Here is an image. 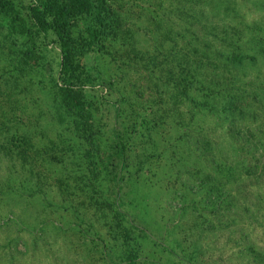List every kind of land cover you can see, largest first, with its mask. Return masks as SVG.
I'll return each mask as SVG.
<instances>
[{"label": "rangeland", "instance_id": "374dc122", "mask_svg": "<svg viewBox=\"0 0 264 264\" xmlns=\"http://www.w3.org/2000/svg\"><path fill=\"white\" fill-rule=\"evenodd\" d=\"M194 1L106 0L119 23L94 51L92 18L69 17L82 106L36 3L0 0V264H264V54L203 52L222 27L264 47V0Z\"/></svg>", "mask_w": 264, "mask_h": 264}, {"label": "trees", "instance_id": "16d2710c", "mask_svg": "<svg viewBox=\"0 0 264 264\" xmlns=\"http://www.w3.org/2000/svg\"><path fill=\"white\" fill-rule=\"evenodd\" d=\"M33 1L36 4L31 9L29 18L33 22L32 24L34 26L36 34L42 35L43 39H45L48 38V35L50 34V32H52L61 44L62 59L59 64V80L62 86L59 88V92L63 95V98H65L66 102L77 101L82 104V106H84L81 102V100L85 96L84 88L87 84H91L92 81L91 78L85 74V72H78V70L73 67L71 49L68 43L71 29H69L70 26L67 20L72 15H78L80 13L87 14L92 18V24L87 28V39L85 40V46L88 48V50L92 51H94L97 45L100 44L103 38L115 35L114 27L111 26V23L118 24L119 20H117V18L115 17L112 8L107 5L106 0H64L66 1L65 4L61 3L63 2L62 0ZM196 1H194V3ZM199 6L203 7L202 4H200ZM201 13L202 15H204L205 12L203 9ZM12 28L14 30L16 29L14 25L12 26ZM222 29L223 38L220 39L221 43L217 41L218 45H213L211 41H209L206 49L205 47L203 49L204 57L208 58V61L210 60L208 56L214 55L217 57L216 61L218 59L219 61L224 60L227 67H231L232 70H238L239 67H244L247 64L256 62L257 57H259L260 55L259 51L264 54V47H262L261 45L258 49L255 47V45H251V49L254 51V53L244 50L242 46L238 42H236V39L238 41H241V37H238L235 31L233 32V35L237 36V38L235 37L234 39L233 36H231L228 32V27H222ZM216 38H218V36ZM255 39L264 41L263 37L257 35ZM26 47L27 46L25 45L24 48ZM229 48L233 49V51H229ZM207 53H210L211 55H206ZM194 63L195 66L193 70L197 75V72H199L200 64L203 63L200 62L199 59L194 61ZM213 93L215 95V93L217 92L215 91ZM235 98L236 99H232L230 101V105H226L230 110L232 108H242V110L244 111L246 106L251 105L250 97L246 99V97H242L238 93L236 94ZM253 102L255 101L253 100ZM67 107L71 108L69 105H67ZM119 114L120 111L116 107L114 113L116 121L119 119ZM113 133L118 145L117 148L119 149V156L123 160L126 146L120 134L117 133V128H114ZM82 232L86 236H89L86 230L82 229ZM132 262H134V260H132Z\"/></svg>", "mask_w": 264, "mask_h": 264}]
</instances>
